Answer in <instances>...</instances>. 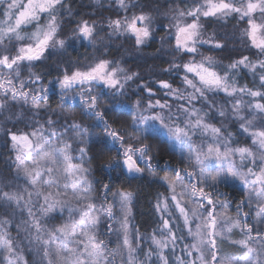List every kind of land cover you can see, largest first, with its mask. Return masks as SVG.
Returning <instances> with one entry per match:
<instances>
[{
	"label": "clouds",
	"instance_id": "obj_1",
	"mask_svg": "<svg viewBox=\"0 0 264 264\" xmlns=\"http://www.w3.org/2000/svg\"><path fill=\"white\" fill-rule=\"evenodd\" d=\"M11 2L0 0V19H7L3 13ZM82 2L89 12L77 15L72 0H62L64 7L23 25L22 39L0 40V57L19 55V48L35 45L33 33L43 36L56 17V33L37 59L0 64V197L5 192L24 196L8 226L15 252L35 258L24 202L47 224L45 235L55 223L79 219L75 205L91 202L99 217L91 230L103 242L106 264H127L118 203L124 191L131 193L126 204L134 264H162L161 253L167 264H264V180H256L264 177V48L254 47L247 35L249 20L264 35V3L250 17L234 11L204 17L188 13L204 10L206 0ZM227 3L244 8L247 0ZM141 15L149 34L137 44L126 22ZM114 19L120 20L119 29L111 24ZM82 21L92 28L87 39L78 31ZM193 21L198 27L189 52L176 45L175 34ZM102 60L115 85L98 78L61 84L65 75L87 72ZM185 65H202L222 84L206 85ZM11 134L32 140L31 152L20 155L23 166L41 168L35 187L20 171ZM61 149L80 166L74 171L83 179H69ZM44 153L49 156L41 159ZM128 155L140 171L124 165ZM48 177L54 179L45 183ZM36 187L54 199H41ZM57 199L71 201L72 207L56 204ZM50 204L54 211L44 220L41 209ZM108 204L112 217L104 213ZM138 208L146 217L142 222ZM210 212L216 221L211 230L206 226ZM5 213L12 209L0 200V216ZM17 224L19 230H12ZM153 236L166 246L157 249ZM246 237L252 251L238 243ZM4 256L0 247V264Z\"/></svg>",
	"mask_w": 264,
	"mask_h": 264
},
{
	"label": "snow or ice",
	"instance_id": "obj_2",
	"mask_svg": "<svg viewBox=\"0 0 264 264\" xmlns=\"http://www.w3.org/2000/svg\"><path fill=\"white\" fill-rule=\"evenodd\" d=\"M264 3V0H247L246 7H236L233 4L227 3V0H206V8L201 10L195 8L189 11L188 15L196 16L197 13L204 17L215 16L224 12H236L246 17L252 16L258 9L261 8V4ZM64 7L62 0H12L10 9L6 10L3 13V16L7 19H0V40H3L6 36L15 35L16 39H22L19 35L21 27L32 20L38 18L41 13H49L54 11L57 8ZM264 10V9H262ZM56 17L53 16L51 20L48 21V28L44 31L43 36L40 35V32L37 31L33 35L37 38L35 45H25L22 48H19L17 51L19 55L8 56L5 55L0 57V64L6 67L14 66L18 61L22 60H33L37 59L44 51V48L48 45L56 33L55 21ZM145 20L143 15L132 19L130 22H126V30L132 33L136 38V43L139 44L143 37L148 36V29L142 27L141 24ZM111 24L115 26L116 29L120 28V20L114 19L111 21ZM198 27L197 23L193 21L190 24L183 26H178L175 34V43L178 47L187 48L189 52L193 51L192 48H188V44L193 41V38L196 35L195 29ZM78 31L80 35L86 39L91 35L92 28L89 26L87 21H82L78 26ZM261 26L249 20L248 26V39L251 41L252 45L257 48H264V35H261ZM244 61L241 60V63ZM107 67L106 61H101L96 64L95 67L91 68L87 72H73L71 75H65L61 81V84L65 87H70L73 82L81 80H91L98 78L103 80L106 84L115 85L116 80L112 78L113 73L109 72L105 75ZM185 68L189 72L196 73L199 79L210 86H220L222 81L215 73L205 69L202 65H185ZM164 84V82H162ZM166 86V84H164ZM0 87H3V83L0 82ZM13 94L16 93V89L11 90ZM21 95L27 96V93H21ZM253 96H256L257 93L253 92ZM94 99V98H93ZM34 106L39 107V105L34 104ZM259 107V105H257ZM179 132L180 130L177 129ZM35 135V133L33 134ZM113 135H115L113 133ZM264 136V133H260ZM10 139L12 141L13 147H18L16 160L21 164L20 171L24 176H26L30 183L35 187L38 183V180L41 176V168L37 163L34 167L23 166L21 159V153H30L33 147L32 140L27 135H15L11 134ZM243 151V149H241ZM63 153V158L66 162L65 172L68 175L69 179L78 181L83 179L75 173V169H79V165L72 163L70 156L67 154L65 149H61ZM49 156V153H44L41 156V159H45ZM124 165L127 168L135 171H140L137 166V161L131 156L128 155L123 161ZM49 172L52 171L51 168L48 169ZM54 179L53 177H48L45 180V183ZM166 179V178H165ZM256 180L259 182L264 180V177L257 176ZM170 187H173L172 181H167ZM76 184L74 182L73 187ZM36 195L41 199L49 201L54 199L51 192H45L42 188L36 187ZM202 194V193H201ZM29 198L32 193H29ZM131 198V193L129 192H120L118 203L121 205L122 209V222H121V236H120V245L128 251V260L127 264H134L133 252L134 248L132 246V240L129 237L128 233V210L126 202ZM0 200H3L8 204V207L12 209V214L5 213L3 216H0V247L5 249L4 261L5 264H106L105 261V249L103 247V242L97 238V234L91 230L98 222L99 217L95 212V206L91 202L86 204H77L75 207L79 210V219L72 220L70 222L55 223L54 226L48 229L46 235L44 234V229L47 228L46 223H42L40 217L35 216L32 213L31 209L28 208V202H24V210L27 212L28 216V229L31 234V241L34 242L35 258L29 259L25 255L24 251L15 252V248L12 240L10 239V230L9 225L14 223V213L15 206L19 205L24 201L23 194L20 193H10L5 192L3 197H0ZM208 203L211 204V200H208ZM56 204L61 206L72 207V203L69 200H56ZM180 211L184 213V209L180 207ZM54 211V207L50 204L48 208L41 209V215L44 220H50V213ZM104 213L112 217L113 216V205L108 204L104 208ZM210 219L207 222V227L211 230L215 228V216L212 213H209ZM25 223V222H21ZM189 223L187 217H185V224ZM19 224H17L14 231L19 230ZM111 225L108 226V230H111ZM162 227L167 229L169 227V222L164 219L162 221ZM211 231L209 235H211ZM197 241L200 239V233L195 234ZM251 237H246L238 241L244 247H248V243ZM153 245L157 249H162L166 245L157 239L155 236L152 237ZM214 244V241H213ZM119 247V245H118ZM264 247V244H262ZM193 248H196V244H193ZM248 251H252L248 247ZM15 252V255L13 253ZM194 255V253H192ZM179 259V258H178ZM160 260L162 264H167V259L165 254L161 253ZM182 264V260H180Z\"/></svg>",
	"mask_w": 264,
	"mask_h": 264
},
{
	"label": "trees",
	"instance_id": "obj_3",
	"mask_svg": "<svg viewBox=\"0 0 264 264\" xmlns=\"http://www.w3.org/2000/svg\"><path fill=\"white\" fill-rule=\"evenodd\" d=\"M26 2V0H25ZM72 7L75 8L77 10V15L81 14V13H87L90 11V8L82 2V0H72ZM143 210L138 208L137 212V220L138 222H142L146 217L139 215L140 212H142ZM107 227V226H106ZM29 259H31L30 256H28Z\"/></svg>",
	"mask_w": 264,
	"mask_h": 264
}]
</instances>
